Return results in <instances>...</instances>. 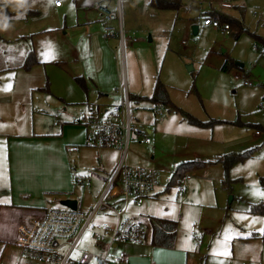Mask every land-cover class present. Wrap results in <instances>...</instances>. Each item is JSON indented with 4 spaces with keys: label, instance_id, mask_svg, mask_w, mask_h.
<instances>
[{
    "label": "rangeland",
    "instance_id": "374dc122",
    "mask_svg": "<svg viewBox=\"0 0 264 264\" xmlns=\"http://www.w3.org/2000/svg\"><path fill=\"white\" fill-rule=\"evenodd\" d=\"M54 1L29 0V12L37 11L38 16L27 18L26 11L23 20L14 23L22 29L29 28L45 34L51 32L50 36L55 34L58 37L60 32L70 29L85 31L91 27L98 33L104 32V23L98 20L92 9L94 4L103 0H62L64 8L61 10L54 9ZM222 1L178 0L179 9L167 10L158 8L150 0L122 1L125 52L121 53V38L108 39H114L120 50L119 66L125 71L122 91L130 96L133 129L145 134L147 130L153 132L149 135L151 145L134 141L129 144L125 166L157 171L159 183L153 190L157 196L148 197L142 206L131 208L136 222L146 229L144 243L120 242L108 253V244L98 247L89 228L73 254L74 259L79 257L81 250L96 256H108L110 262L121 253L130 260L136 256L152 255L153 225L150 220L166 218L177 223L176 246L196 250L199 264H262L259 253L264 256V216H253L247 211L252 204H264V190L259 182L264 176V0H228L233 6L229 8L223 7ZM111 8L114 9L115 5L112 4ZM213 11L243 22L248 31L236 39L233 31L229 35L221 29L204 26V18ZM64 22L67 23L65 30ZM109 25L119 28L118 21ZM194 26L198 27L197 35L193 34ZM50 40L53 42L49 37L45 41L40 40L39 44L46 50ZM59 42L55 45L64 46L63 42ZM11 50L21 53L22 49ZM227 62L235 64L228 71L223 70ZM72 66V63L66 66L39 65L34 67L31 75L18 71L19 78L32 76L34 87H39L34 91V106L40 112L34 117L26 114L24 128L16 132L8 130L7 133H59L57 123L71 125L74 120L85 119L90 114L87 105L73 111L69 110L73 107H68L63 101L65 98L69 104L82 101L84 97L81 95L79 99L75 96V93H81L76 81L68 77ZM238 66H243V69ZM237 76L241 79L236 80ZM157 82L166 90L174 106H156L144 99L137 104L136 96L152 98ZM25 89L27 91V86L17 95L18 98L26 94ZM48 91H52L54 96ZM97 93L91 86L89 104L103 108L105 102L98 99ZM8 94L6 91L5 95ZM109 102H113V97ZM65 108L68 111H64ZM108 109L111 107L102 110ZM159 109H162L163 116L157 114ZM191 119L204 125H197ZM0 139L7 145L6 138ZM67 149L70 151L72 148ZM120 151L81 146L78 153H65L53 172L56 177H61L59 187L68 179V162L73 168L77 166L82 171H92L91 182L80 187L70 178L65 192L55 190L54 195L45 196L48 207H62L59 201L75 199L81 209L87 211L101 197L106 178L97 158L111 161L116 155L121 156ZM7 153V150L6 153L4 151V155ZM41 154L38 145L37 155ZM235 158L236 161L231 164ZM184 163L193 164L185 171ZM4 168L6 175L0 169V184L7 186L10 185L9 165ZM95 169H99L98 172L93 171ZM181 174L189 177L185 191L179 189ZM6 194L3 193V198H0L3 205L0 209V264H40L20 258L19 249L14 244L20 216L9 207L10 200ZM25 197L28 196L21 198ZM112 222L114 218L105 215H97L94 220V224ZM235 224L240 227L241 233L257 232L263 237L261 242L245 245V252L254 254V260L252 258L250 262L235 255L241 246L239 241L233 243L234 254L230 246L225 251V257L222 254L220 244L228 234L226 227L234 228ZM193 226H196L199 235H204V246L200 250L195 249L191 234ZM209 244H214L211 254L207 250ZM144 262V259H137L135 264Z\"/></svg>",
    "mask_w": 264,
    "mask_h": 264
},
{
    "label": "crops",
    "instance_id": "0c3cea01",
    "mask_svg": "<svg viewBox=\"0 0 264 264\" xmlns=\"http://www.w3.org/2000/svg\"><path fill=\"white\" fill-rule=\"evenodd\" d=\"M63 8L64 2L61 8H56L54 6L55 10H61ZM20 20H23V18ZM17 21L19 20L12 19V26L9 29H0V138H6L7 143L6 145L5 142L0 139V169L5 173L4 166L9 165L8 170L10 176V185L4 186L3 183L0 184V198H3V193H8L5 196H9V207H11L13 211H15L16 214H19L20 216V222L17 224L18 226L20 223L29 219L41 217L49 209L66 208L63 205L66 200L58 202V204H60L62 207L52 205L51 207H48L47 201H45V196L49 197L52 194L54 195V192H56L55 190L59 192H65V186L70 184V178L71 181L73 180L71 173L73 169L77 170L81 175H85L83 172H86L87 174L85 176L90 177L92 172L82 171V168L80 169L77 166L73 168L70 166L69 162V166H67V163L64 160L67 167L66 171H68V179L62 187H59V181L61 177H56V175L53 173L57 162L60 160V158L64 159L65 153H78L79 147L85 146L86 129L82 125H67V122L57 123L56 125H59L58 127H60L59 133L50 134L33 133L29 135H18L16 133H7L8 130H11L10 132H16L18 129L22 130V127L24 126V117L26 114L28 115L29 113L31 117H34L37 112H40L39 110H35L34 106V91L39 90V87H34V80L32 76H21L19 78L18 71H26L28 75H31L34 67L39 65L64 64L66 66V64L72 63L74 66L71 67L72 73H68V77L71 80H75L78 84L81 94L75 93L76 98L80 99L82 96L84 97L82 101H72L69 102V104L65 101L63 96L61 97L64 98L63 101L65 102V105L68 107H73L69 109L73 111H75L76 108L81 110L82 106L87 105L88 108H90V111L95 109L100 115H105L106 112L111 110L114 106H119L122 104L126 93L125 91H122L125 71L121 65L119 66L121 63L119 47H117L114 39L111 40L108 39L109 37H105L103 31L102 33H98L97 31H93L91 27L85 31L82 29H70L68 32H60V36L58 37L55 34L50 36L51 32H47L45 34L43 32L30 30L29 28L22 29L20 26H17L18 23H14ZM65 26L67 27L66 22H64L63 30H65ZM88 30L90 32L92 30V32L86 35V33L89 32ZM49 37H52L53 42L51 40L48 41V49L45 50L40 46L39 41H45ZM59 41L63 42L65 47L56 46L55 43ZM121 48V53L125 52L124 42L121 44ZM11 49L22 50L21 53H14ZM31 50L34 51L32 53L34 55L36 64H34L30 70H25L24 66L27 64V59L29 58V53ZM126 70L128 75L127 67ZM8 74H11V76H8ZM24 86H27L28 88L27 91L25 89L26 94H23L18 98L17 95L22 93ZM91 86L97 90L98 99L105 102L103 103V106L108 108L111 107V109L103 111L102 109L105 107L102 108L101 106L89 104V93L91 91ZM6 91L9 93L8 96L5 95ZM48 92L54 96L52 91ZM71 96L74 95L72 94ZM111 97H113L112 103L109 102L111 101ZM106 102H109V104ZM64 111H68L67 108H65ZM161 116H163V114ZM5 117L10 119L8 120V118ZM147 133L149 136L153 132L147 130ZM141 142L143 141L141 140ZM38 145H40V149L43 153L40 156L37 155ZM67 147H71L72 149L69 151ZM30 148H32V151ZM6 150L8 153L4 155V151L6 153ZM97 160L102 164V172L106 173L103 187L104 192L116 168L122 161L123 165H125L126 162L125 159L123 160L122 152L121 156L116 155L111 161L104 159L102 160L99 157ZM84 167L86 168V166ZM97 170L99 169H95L93 171L98 172ZM24 195H27L28 197L22 199L21 197ZM156 196L157 194L151 192L148 197ZM76 201L78 202V200ZM109 202L115 203V200H109ZM96 203L97 202H95V204ZM95 204L89 206L87 211H85L86 209H81V206L78 202V209H80V211H82L84 214H90ZM118 205L121 207L122 203ZM2 206L3 205L0 204V209H2ZM5 206L8 207V204H5ZM132 207L136 206L133 205L129 208V214L131 216H133L131 213ZM97 215L113 217L114 222L110 224L111 226H114L116 223L115 216L106 209H100L96 213L94 220ZM90 229H92L94 234V229ZM226 229V233L228 234H225V237L222 238L220 244L221 250H223V256L225 257L227 254L225 251L228 250V246H230L231 252L234 254L235 251L233 248V243L234 241H239L241 246L239 245L235 255L239 256L246 262H250L252 258L254 260V254L245 252V245L249 243L261 242L263 237H261L257 232L248 233V231H246L245 233H241L239 232L240 227L237 224H235L234 228L226 227ZM209 232L211 233V231ZM201 237L203 244L201 248H198L199 250L204 246V235ZM176 240L177 235L175 237L173 246L170 248L153 246L152 244V255L147 254L141 257L136 256V258L131 260L127 258L126 260L121 261V253L118 257H113V260L111 262L109 261V264H135L137 259H144V264H199V253H197L196 250H191V247L189 249H179L176 246ZM94 243L98 245V247L102 246L100 244H103L106 247L105 243H100L96 240ZM118 244L119 243L113 245L108 250V253L117 248ZM212 247H214V244L208 245L207 250L209 254L213 252ZM107 249L108 248H106V250ZM195 249H197L196 246ZM218 252L221 254L220 249ZM207 255L208 254L205 256L207 257ZM255 256H258V254L255 253ZM259 257L262 264H264L263 253H259ZM157 258H160L161 260H158ZM242 263L245 264L244 262Z\"/></svg>",
    "mask_w": 264,
    "mask_h": 264
},
{
    "label": "built area",
    "instance_id": "2783aa9c",
    "mask_svg": "<svg viewBox=\"0 0 264 264\" xmlns=\"http://www.w3.org/2000/svg\"><path fill=\"white\" fill-rule=\"evenodd\" d=\"M122 1L103 0L94 4L92 8L98 15V20L104 23V36L119 37L121 42H123ZM112 4L115 5L114 9L111 8ZM221 5L226 8L232 7V3L228 0L222 1ZM54 6L61 8L63 1L55 0ZM112 21H118L119 28L111 27L109 23ZM203 25L215 30L221 29L226 34L230 33L229 24L221 26L215 18L204 19ZM240 79L236 77V80ZM244 84L248 85L247 82ZM157 114L161 116L162 109H159ZM74 124L85 127L86 147L96 150H121L123 160L131 142L142 140L147 145L152 143L148 133L133 129L127 95L124 96L121 105L114 106L105 115L91 110L85 119H76ZM71 173L78 186H85L91 182L90 176L81 175L75 169ZM188 178L186 175L182 177L179 183L181 191L185 190ZM158 183L157 171L142 167H128L123 165L122 161L90 214H84L80 209L54 208L47 210L41 217L20 223L14 240V244L19 249L20 258L40 264H109L108 256H96L92 252L81 250L79 257L74 259L73 254L89 228L94 229L93 237L97 242L108 244L107 252L113 245L120 242L136 244L144 242L146 229L129 214V208L133 205L142 206ZM109 200H115V203H110ZM120 203H122L121 207L118 205ZM100 209H106L115 216L114 226L107 223H93ZM191 234L196 248H201L202 237L196 226L191 228ZM120 260H126V256L121 254Z\"/></svg>",
    "mask_w": 264,
    "mask_h": 264
},
{
    "label": "trees",
    "instance_id": "16d2710c",
    "mask_svg": "<svg viewBox=\"0 0 264 264\" xmlns=\"http://www.w3.org/2000/svg\"><path fill=\"white\" fill-rule=\"evenodd\" d=\"M150 1L153 5L157 6L160 9H164V10L179 9L180 8V3L178 2V0H176V1L175 0H150ZM0 12L6 13L9 17L15 16V13L11 12L10 8L5 6L4 3H0ZM26 14H28V15H25L28 18L31 16L32 17L38 16L39 13L37 11L29 12V10H27ZM210 14H211L210 16H206L204 19L215 18L220 22L221 26H224L225 24H229V26H230L229 35L233 31L234 37L236 39H238L242 33L248 31L247 28H245V25L243 22L232 19L227 15L225 16L224 14L220 13L219 11H213ZM32 52H34V51L31 50V52L29 53V58L27 59V64H25V66H24L25 70H30L31 67L34 64H36V61H35V58H34V55ZM231 65L233 66L235 64H231ZM231 65L229 64V62H227L224 65L223 70L228 71V69ZM238 67H240V69H243V67H241V66H238ZM128 98H130V96ZM134 98L137 101L136 102L137 104L142 99H144V100H149V101L153 102L154 104H156V106H159L161 104H163L165 106L166 105L167 106H174L173 103L171 102V100L169 99V96L166 93V90H164L158 82L155 85L152 98H145V97H141V96H136ZM192 122L197 124V125H201V124L204 125V123L200 124L194 120H192ZM205 127H207V126H205ZM235 161H236V158L232 160L231 164H233ZM193 163H188V164L184 163L185 165H183V166L185 167L184 168L185 171H187V169L189 167H191ZM182 174H184V173H182ZM182 174L179 177L178 183H180L181 178L183 176H185ZM259 182H260L261 188L264 190V176L260 177ZM185 190H186V188H185ZM247 212L253 216H264V204L263 203L262 204H252V205H250ZM151 223L153 225V230H152V244H153V246H160V247H167V248L172 247L174 240H175V237L177 235V223L172 221V220L161 219V218H152Z\"/></svg>",
    "mask_w": 264,
    "mask_h": 264
},
{
    "label": "clouds",
    "instance_id": "9594fccd",
    "mask_svg": "<svg viewBox=\"0 0 264 264\" xmlns=\"http://www.w3.org/2000/svg\"><path fill=\"white\" fill-rule=\"evenodd\" d=\"M4 5L15 12L14 17H9L6 13L0 12V29H9L11 20H20L24 17L26 11L31 6L29 0H4Z\"/></svg>",
    "mask_w": 264,
    "mask_h": 264
},
{
    "label": "water",
    "instance_id": "95a60500",
    "mask_svg": "<svg viewBox=\"0 0 264 264\" xmlns=\"http://www.w3.org/2000/svg\"><path fill=\"white\" fill-rule=\"evenodd\" d=\"M236 1V0H235ZM193 34L197 35L198 33V27L194 26L193 28ZM63 205L67 208H70L72 210H77L78 209V202L76 200H66Z\"/></svg>",
    "mask_w": 264,
    "mask_h": 264
}]
</instances>
